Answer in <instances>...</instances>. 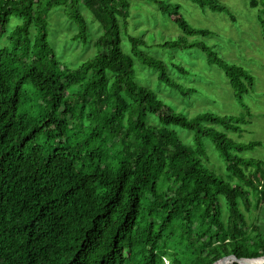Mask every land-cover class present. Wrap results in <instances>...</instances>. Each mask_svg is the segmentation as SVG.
Masks as SVG:
<instances>
[{
    "label": "trees",
    "instance_id": "obj_1",
    "mask_svg": "<svg viewBox=\"0 0 264 264\" xmlns=\"http://www.w3.org/2000/svg\"><path fill=\"white\" fill-rule=\"evenodd\" d=\"M154 1L182 30L160 46L201 50L245 111L190 117L138 83L134 57L182 95L195 91L143 49L146 38L127 33L129 0H0V40L11 18H21L9 46L0 47V264H163L165 256L173 264H213L264 255V223L249 226L241 207L264 205V159L241 155L262 142L219 128L238 132L248 122L245 96L255 75L222 57L205 40L216 33L193 26L179 3ZM193 1L236 21L219 0ZM56 6L77 24L75 39L90 33L80 6L103 28L95 54L78 67L60 62L50 44ZM250 6L264 37V0ZM123 30L132 56L122 48ZM174 127L192 131L193 146ZM205 139L229 177L203 162Z\"/></svg>",
    "mask_w": 264,
    "mask_h": 264
},
{
    "label": "rangeland",
    "instance_id": "obj_2",
    "mask_svg": "<svg viewBox=\"0 0 264 264\" xmlns=\"http://www.w3.org/2000/svg\"><path fill=\"white\" fill-rule=\"evenodd\" d=\"M181 5V11L187 20L196 27L212 29L216 34L208 35L205 40L218 50L220 55L230 61L246 65L255 75L254 90L245 96L248 107V122L242 129L233 132L220 127L236 140H260L262 144L255 150L242 152L243 156L264 159V37L258 21V9L250 6L251 0H219L235 17L232 21L228 12L201 8L193 0H165ZM130 17L127 33L146 38L148 47L143 49L156 57L162 58L169 73L186 87L195 89L189 95H182L177 89L158 79L155 69L140 64L136 57V81L153 89L166 104L192 117L201 112L238 114L244 112L242 104L234 97L230 83L222 69L216 64H209L204 53L197 49H170L160 46L165 39H172L182 33L179 26L163 15L154 0H129ZM89 24V37L86 41L75 39L77 24L66 16L62 6L53 7L49 13V41L54 52L64 65L75 68L92 57L96 50L95 38L103 32L89 10L80 6ZM264 16V14H263ZM20 17H12L8 28L0 40V47H8V35L19 24ZM122 28L123 22L121 21ZM32 31V37L34 36ZM121 45L125 53L132 56L131 46L126 31L121 35ZM176 66L184 67L188 73H181ZM75 90V89H71ZM31 96L34 93L30 92ZM34 97V96H33ZM149 122L160 126L157 116L150 115ZM181 139L188 146H193L194 133L180 127H174ZM208 156L203 162L218 173L229 177L227 163L219 156L213 142L205 139ZM247 224L264 223V205L246 210L242 204ZM226 215V210H224ZM163 264H173L165 256ZM213 264H217L214 262Z\"/></svg>",
    "mask_w": 264,
    "mask_h": 264
},
{
    "label": "water",
    "instance_id": "obj_3",
    "mask_svg": "<svg viewBox=\"0 0 264 264\" xmlns=\"http://www.w3.org/2000/svg\"><path fill=\"white\" fill-rule=\"evenodd\" d=\"M233 261H237L241 264H264V255L253 258H249V257L238 258L234 254H232V255L224 256L219 260H217L216 262H221V264H228Z\"/></svg>",
    "mask_w": 264,
    "mask_h": 264
},
{
    "label": "bare ground",
    "instance_id": "obj_4",
    "mask_svg": "<svg viewBox=\"0 0 264 264\" xmlns=\"http://www.w3.org/2000/svg\"><path fill=\"white\" fill-rule=\"evenodd\" d=\"M217 264H221V262H217Z\"/></svg>",
    "mask_w": 264,
    "mask_h": 264
}]
</instances>
